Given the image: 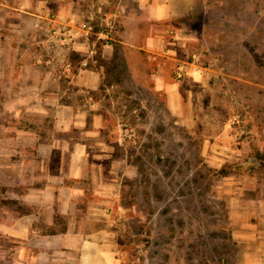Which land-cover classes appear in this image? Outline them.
<instances>
[{"label": "crops", "instance_id": "crops-1", "mask_svg": "<svg viewBox=\"0 0 264 264\" xmlns=\"http://www.w3.org/2000/svg\"><path fill=\"white\" fill-rule=\"evenodd\" d=\"M195 5L0 0V184L19 205L0 208V264H123L111 212L134 166L119 154L115 101L147 90L182 124L199 121L192 106L206 84L203 67L182 59ZM90 12L115 21V40L102 46L98 67L77 63L66 77L64 62L85 48L54 42L50 16L80 22ZM49 56L52 65L38 61Z\"/></svg>", "mask_w": 264, "mask_h": 264}, {"label": "rangeland", "instance_id": "rangeland-1", "mask_svg": "<svg viewBox=\"0 0 264 264\" xmlns=\"http://www.w3.org/2000/svg\"><path fill=\"white\" fill-rule=\"evenodd\" d=\"M185 22L182 59L198 52L206 79L199 121L182 124L147 90L115 101L134 166L111 212L123 264H264V0H196ZM6 188L0 208L19 206Z\"/></svg>", "mask_w": 264, "mask_h": 264}, {"label": "built area", "instance_id": "built-area-1", "mask_svg": "<svg viewBox=\"0 0 264 264\" xmlns=\"http://www.w3.org/2000/svg\"><path fill=\"white\" fill-rule=\"evenodd\" d=\"M50 21L54 26L50 28V38L62 45L72 47L73 45H83L85 53L82 55L78 64L80 69L96 68L101 63V48L103 45L111 44L114 39L115 21L108 19L100 21L94 12L85 13L80 22L71 19H63L57 16H50ZM192 63L198 65L201 56L198 52L192 54ZM41 64L52 65L55 62L54 57H39ZM74 68L71 60L64 62L63 73L66 77H70ZM186 66L181 64L178 66L177 76L182 78L185 74ZM90 101H94L90 92H87ZM238 117L233 121V136L235 140H240L245 136V129L238 127Z\"/></svg>", "mask_w": 264, "mask_h": 264}, {"label": "trees", "instance_id": "trees-1", "mask_svg": "<svg viewBox=\"0 0 264 264\" xmlns=\"http://www.w3.org/2000/svg\"><path fill=\"white\" fill-rule=\"evenodd\" d=\"M78 60V61H77ZM76 61L75 60H73V59H71V61L74 63V64H77L78 62H79V58L77 59ZM222 172H224V174H226L227 173V171H222Z\"/></svg>", "mask_w": 264, "mask_h": 264}]
</instances>
